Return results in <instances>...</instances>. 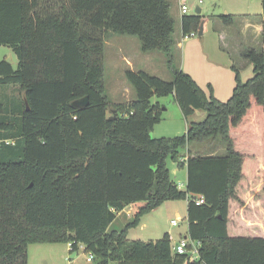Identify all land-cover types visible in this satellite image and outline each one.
Masks as SVG:
<instances>
[{
  "label": "trees",
  "instance_id": "16d2710c",
  "mask_svg": "<svg viewBox=\"0 0 264 264\" xmlns=\"http://www.w3.org/2000/svg\"><path fill=\"white\" fill-rule=\"evenodd\" d=\"M261 6L262 49L239 54L252 77L243 82L232 66L235 85L221 102L210 85L207 94L173 65L168 0H0V46L17 58L15 70L0 61V264H28V246L45 243L70 244L71 254L81 246L87 264H264V0ZM207 19L183 15L181 34L198 33ZM218 19L233 24L231 14ZM111 35L163 53L173 79L127 71L135 99L109 115L104 41ZM85 96V108L72 106ZM166 96L184 118L203 111L204 120L181 136L153 139L161 112L151 99ZM196 144L221 146L225 155L184 159L181 151ZM167 160L186 172L184 189ZM173 200L187 202L186 237L200 243L194 259L175 254L168 233L127 238L143 216ZM131 206L125 227L109 230Z\"/></svg>",
  "mask_w": 264,
  "mask_h": 264
},
{
  "label": "rangeland",
  "instance_id": "374dc122",
  "mask_svg": "<svg viewBox=\"0 0 264 264\" xmlns=\"http://www.w3.org/2000/svg\"><path fill=\"white\" fill-rule=\"evenodd\" d=\"M201 1L199 7L202 14H209L211 18L207 19L202 36L196 33V37L185 41L182 40L179 29L174 26V40H176L173 49V65L191 75L207 94L208 86L213 87L214 97L221 102H226L235 85L234 74L228 65L233 64L241 69L243 82L252 77V66L241 60L237 50L240 39L235 34H232L225 42L220 40L216 30L219 20L214 19V15L243 13L240 12L244 9L242 1L246 2V0ZM247 1L250 2V0ZM197 2L198 0H187L189 13L194 12V4ZM247 6L250 11L248 13L253 18L262 12L260 0H256L255 4L247 3ZM84 33L93 34L95 31L85 29ZM177 42H180L179 46H176ZM104 43V86L111 104L109 115L114 113L112 109L114 105L128 104L135 99L134 91L125 78L127 71L145 72L164 81H172V72L167 67L165 55L158 51L143 53L137 37L111 35L106 38ZM222 43L226 45H222ZM253 45L255 48L258 47L256 44ZM9 58L15 70L17 68L16 56L10 49L0 46V61H6ZM244 63L247 64L251 72L248 67L243 66ZM4 93L7 96H19V92L15 88H7ZM151 103L158 104L161 112V120L151 132L153 139L181 136L186 132L189 123L200 122L206 115L203 111H197L194 116L188 119L184 118L172 96L153 97ZM181 153L185 155L186 150H182ZM167 167L171 179L181 189H184L183 171L177 168L171 160H167ZM186 207V200L164 202L157 209L143 216L137 227L129 229L127 238L133 241L148 242L161 239L165 233H168L172 237V245L175 246L180 238L184 237L188 228ZM134 212L135 207L132 206L118 212L109 230L124 228ZM172 220H176V225L171 224ZM69 250V244H30L27 248L28 264H87L89 255L83 247L80 246L73 257ZM109 264L118 263L110 262Z\"/></svg>",
  "mask_w": 264,
  "mask_h": 264
},
{
  "label": "crops",
  "instance_id": "0c3cea01",
  "mask_svg": "<svg viewBox=\"0 0 264 264\" xmlns=\"http://www.w3.org/2000/svg\"><path fill=\"white\" fill-rule=\"evenodd\" d=\"M168 1H169L170 5H171L170 11H171V16H172V18L174 20V26H175L176 29H179V33L181 34V18H182V15L180 14V10H179V2H180V0H168ZM242 3H243L244 9H243V11H240V12H243V13H240V14L232 13L231 14V15H233V24L230 27L224 26L222 24V22L218 19V15H214V19H218L219 20V23L216 26V30H217V32L219 34V38H220V40L222 42L227 41V38H229L232 34H235V36L240 39V42L238 44V49H237L239 54L244 48H254V49H257V50L262 49V43H261V32H262V22H263L262 12L260 14L259 13L256 14L257 15L256 18H253L252 15L250 13H248L250 11H249V8L247 6V3L255 4L256 0H250V2H248L246 0V2L242 1ZM199 5L200 4L195 3L194 7H197V6L199 7ZM261 8H262V6H261ZM201 14H202V10H201ZM206 16H208V19L211 18L209 16V14H207ZM205 24H204V27H205ZM204 31L205 30L203 29V33H204ZM253 44H256L258 47L255 48L254 47L255 45H253ZM179 45H180V42H177L176 46H179ZM222 45H226V44L222 43ZM232 66H234V65L233 64L232 65H228V68L230 69V71H232L231 70ZM243 66L245 68L248 67L247 64H245V63L243 64ZM236 68L239 70L240 76H241V69L238 68V67H236ZM249 69L250 68L248 67V70ZM230 90H231V88H230ZM212 91H214V88H213ZM185 150H186V154L183 155V156H185L184 159H186L188 157H193V156L196 155V153H205V154H212V155H217L218 154V155H222V156L225 155V149L223 147H221V146H217L215 148H212L209 145L199 146V145L196 144V145L188 146V148L185 149ZM182 171H183V174H182L183 175V183H184V187H185V184H186V172L184 170H182ZM170 238L172 240L171 236H170ZM183 238H187L186 234L184 235Z\"/></svg>",
  "mask_w": 264,
  "mask_h": 264
},
{
  "label": "built area",
  "instance_id": "2783aa9c",
  "mask_svg": "<svg viewBox=\"0 0 264 264\" xmlns=\"http://www.w3.org/2000/svg\"><path fill=\"white\" fill-rule=\"evenodd\" d=\"M186 0H180L179 3V7H180V13L181 15H186L189 14V8L186 4ZM202 1L198 0V4H201ZM196 7H194L195 10ZM193 9V8H192ZM196 33L195 32H190L186 35H182V40H189L192 39L194 37H196ZM179 187V186H178ZM179 189H181L179 187ZM193 200L196 202L197 205L202 204L203 203V197H198V198H193ZM176 220H172L171 224L172 225H176ZM200 243L199 242H193L191 240H189L188 238H181L175 246L172 247V250L175 254H179V255H184V254H188L189 258H196L197 254H198V247H199ZM70 246V244H69ZM91 257L89 256V259L87 261H90Z\"/></svg>",
  "mask_w": 264,
  "mask_h": 264
},
{
  "label": "water",
  "instance_id": "95a60500",
  "mask_svg": "<svg viewBox=\"0 0 264 264\" xmlns=\"http://www.w3.org/2000/svg\"><path fill=\"white\" fill-rule=\"evenodd\" d=\"M194 14L196 15H202L201 14V9L197 6L194 10ZM206 17V14L203 15ZM203 29H204V21L201 23V26H200V30L198 32V35L199 36H202L203 35ZM7 63L11 64V61H10V58L8 60H6ZM25 104H26V108L28 110V105H27V102L25 101ZM88 105V97L85 96L83 98H80L78 100H75L73 103H72V106L76 109H83L85 108L86 106ZM114 118V117H113ZM75 254L73 253L72 254V257L74 256Z\"/></svg>",
  "mask_w": 264,
  "mask_h": 264
}]
</instances>
